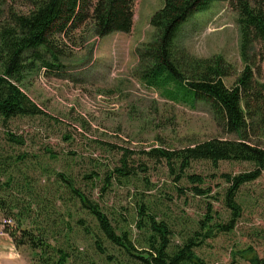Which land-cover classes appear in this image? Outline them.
<instances>
[{
	"label": "rangeland",
	"instance_id": "obj_1",
	"mask_svg": "<svg viewBox=\"0 0 264 264\" xmlns=\"http://www.w3.org/2000/svg\"><path fill=\"white\" fill-rule=\"evenodd\" d=\"M164 5L165 0H137L130 34L98 38L87 22L57 36L55 66L38 62L24 73L22 90L42 113L6 124L0 119V264H33V251L16 247L9 235L19 228L44 233L50 244L71 253L73 264H146L107 240L69 183L98 205L118 235L127 233L136 255L151 252L139 225L145 207L169 226L173 252L193 240L205 264H264V171L236 194L234 219L227 200L230 179L253 171V163L194 161L181 170L179 162L152 154L215 138L239 140L208 105L176 103L141 80L136 51L153 42L150 21ZM237 20L227 2H214L185 22L176 39L198 58L223 56L233 66L224 79L228 88L245 68ZM249 61L254 79L264 84L261 44ZM249 106L251 141L264 148V102Z\"/></svg>",
	"mask_w": 264,
	"mask_h": 264
},
{
	"label": "trees",
	"instance_id": "obj_2",
	"mask_svg": "<svg viewBox=\"0 0 264 264\" xmlns=\"http://www.w3.org/2000/svg\"><path fill=\"white\" fill-rule=\"evenodd\" d=\"M136 2L0 0V119L6 124L16 117H33L42 113L20 84L24 73L35 69L38 62L43 67L55 66L56 51L61 42L57 36L65 37L87 22L98 38L112 33L130 34L134 27ZM214 2H227L238 14L240 54L245 68L232 88L226 86L224 79L232 74L233 66L223 56L198 58L176 41L182 25L194 14L208 10ZM150 24L156 31L153 42L136 51L141 63V80L176 103L208 105L227 131L239 136V140L215 138L178 151L154 149L152 154L168 163L179 162L181 170L189 168L194 161H210L215 165L220 161L253 163V171L230 179L233 185L227 200L236 219L239 216L234 202L236 194L245 184L259 179L264 171V148L251 141L252 117L248 112L254 100L264 102V84L254 79L253 68L249 65L250 53L257 44L264 48V0H165L164 7L153 15ZM116 172L121 177L128 176L124 169ZM69 185L73 194L98 220L107 240L125 254L146 264H205L194 251L197 244L193 240L179 251H171L172 231L165 223H158L145 207L139 210V225L148 236L146 244L151 252L148 251V257L136 255L127 233L118 235L98 205L90 202L71 183ZM197 193L204 192L198 190ZM219 227V230L231 229V226ZM43 234L40 236L22 228L9 231L16 247L28 246L33 251V264H73L71 253L50 244ZM95 246L101 254H106L100 241H96ZM255 262L263 264L258 259Z\"/></svg>",
	"mask_w": 264,
	"mask_h": 264
},
{
	"label": "built area",
	"instance_id": "obj_3",
	"mask_svg": "<svg viewBox=\"0 0 264 264\" xmlns=\"http://www.w3.org/2000/svg\"><path fill=\"white\" fill-rule=\"evenodd\" d=\"M11 221L10 220H4V225H10Z\"/></svg>",
	"mask_w": 264,
	"mask_h": 264
},
{
	"label": "crops",
	"instance_id": "obj_4",
	"mask_svg": "<svg viewBox=\"0 0 264 264\" xmlns=\"http://www.w3.org/2000/svg\"><path fill=\"white\" fill-rule=\"evenodd\" d=\"M0 241H1V240H0ZM12 241H13V240H12ZM12 244H13V243H12ZM15 259H16V258H15ZM15 259H14V260H15ZM16 260H18V259H16Z\"/></svg>",
	"mask_w": 264,
	"mask_h": 264
}]
</instances>
